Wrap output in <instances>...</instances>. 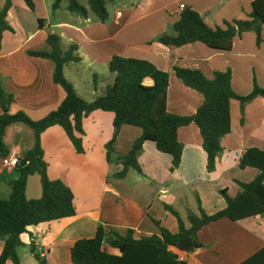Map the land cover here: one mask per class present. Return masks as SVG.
<instances>
[{
	"label": "crops",
	"instance_id": "1",
	"mask_svg": "<svg viewBox=\"0 0 264 264\" xmlns=\"http://www.w3.org/2000/svg\"><path fill=\"white\" fill-rule=\"evenodd\" d=\"M4 1L0 0V6ZM62 1L52 10V0H33L34 7L30 10L22 0H10L5 18L11 30L0 33V77L13 98L9 112L21 110L29 118L37 119L54 109L64 95L62 87L51 80V60L26 52L43 47L47 31L59 35L62 48L69 42L76 45L79 60L64 63L62 71L77 93L81 69L90 71L88 87L91 90L87 100L96 92H103L111 81L112 74L107 72L106 64L112 54L143 58L165 70L168 76L165 109L176 114L192 113L202 96L175 76L172 65L196 68L207 78L216 70L228 69L230 87L237 94L248 92L252 82L264 86V23L258 46L252 30L234 35L227 50L211 48L200 41L173 46L154 39L177 18L180 2L214 26L223 20L246 18L252 0H131L122 10L106 9L104 21L95 16L87 3L84 5L87 13L81 16L68 11L66 2ZM116 10L120 11L119 15L115 14ZM99 77L100 85L97 84ZM143 83L150 84L151 80L144 77ZM228 109L229 131L220 138L221 151L215 156L211 171L205 169V152L197 126L192 122L176 129L182 144L176 168L170 171L169 155L158 151L152 141L144 140L138 157L143 174L128 169L123 178L110 177L121 164L106 161L104 156L103 144L112 131L111 111L94 109L81 118V152L73 149L60 126L45 128L39 141L46 174L49 178H59L70 188L74 213L27 226L19 234L20 264H38L28 250L29 240L37 250L46 249L45 264H74L69 258V246L77 238L91 237L97 224L121 235L131 229L132 236L137 237L158 232L152 219L170 231L176 230L175 218L163 203L181 217L178 206L185 208L187 197L194 202L192 209L196 197L206 213L222 208L225 202L219 190L225 189L233 195L238 190L235 180L249 181L257 173L255 167L237 166L236 160L243 148L264 146V97L255 96L247 101L242 114L237 99L230 98ZM20 123L8 124L3 134L6 150L14 147L19 155L32 143L31 128ZM140 132L138 126L122 123L113 141L114 150L126 152ZM32 175L36 174L29 175L25 183L27 198L38 197L40 193L37 175L35 188H28ZM15 176L14 167L0 164V198L7 197L9 181ZM196 235L204 247L191 251L172 248L185 264H239L264 244V215L235 221L220 217L203 224ZM102 247L107 252L118 253L106 243ZM5 264L11 262L6 260Z\"/></svg>",
	"mask_w": 264,
	"mask_h": 264
},
{
	"label": "trees",
	"instance_id": "2",
	"mask_svg": "<svg viewBox=\"0 0 264 264\" xmlns=\"http://www.w3.org/2000/svg\"><path fill=\"white\" fill-rule=\"evenodd\" d=\"M22 1L27 8L33 10V0ZM60 1L52 0L51 9H55ZM65 2L68 11L86 15L85 6L77 0ZM86 3L99 20L104 21L107 18L104 0H86ZM9 5L10 0H5L0 6V33L5 29L11 30L5 18ZM37 21L39 24L41 18L38 17ZM262 23L263 0H252L246 18L223 20L220 25L214 26L208 25L197 11L184 6L168 29L157 34L154 39L161 44L173 46L200 41L208 47L227 50L231 47L234 35H239L244 30H252L255 45L258 46ZM75 50L76 45L72 42L62 48L59 35L52 31L46 32L43 47L26 50L29 55L51 60V80L64 91L58 105L40 118L31 119L21 110L9 112L12 93L5 89L0 77V156L7 151L3 134L8 124L21 122L32 130L31 146L19 155L14 166L16 176L9 181V193L7 197L0 198V264H5L6 260L11 264H20L17 247L22 245V241L19 234L26 231L27 226L74 213L70 188L59 178H49L46 174V163L39 141L40 133L45 128L51 125L60 126L73 149L81 152V118L94 109L111 111L112 131L103 144L104 156L106 161L121 164L120 169L112 172L110 177L123 178L128 169L143 174L138 157L144 140L152 141L158 151L169 155L170 171L176 168L182 147L177 139L176 129L192 122L197 126L200 145L205 152V169L211 171L215 156L221 151L220 138L229 131V99H237L242 114L247 101L255 96L264 97V86L255 82H252L251 88L245 94L235 93L230 87L228 69L216 70L207 78L196 68L172 65L175 76L202 96L201 102L192 113L176 114L165 109L168 83L165 70L143 58L112 54L106 64L107 71L112 74L111 81L105 85L103 93L85 100L66 80L62 71L64 63L79 60ZM144 77H148L151 83H143ZM122 123L136 125L141 132L126 152L117 153L113 148V141ZM236 163L240 168L255 167L257 173L249 181L235 180L238 190L233 195L227 194L225 189L219 190L225 202L222 208L206 213L196 197L195 208H187L183 218L174 208L163 203L164 208L175 218L176 230L170 231L160 225L158 220L152 219L158 232L137 237L132 236L131 229L121 235L97 224L91 237L77 238L69 246L70 261L74 264H185L184 259L179 258L172 248L191 251L204 247L205 244L196 235L203 224L220 217L235 221L247 216L264 215V146L243 148ZM31 174H36L39 182L40 193L35 198H27L24 194L26 179ZM103 243L115 247L118 253L107 252L102 247ZM28 250L38 264H45V248L39 251L33 241L29 240ZM239 264H264V244Z\"/></svg>",
	"mask_w": 264,
	"mask_h": 264
},
{
	"label": "rangeland",
	"instance_id": "3",
	"mask_svg": "<svg viewBox=\"0 0 264 264\" xmlns=\"http://www.w3.org/2000/svg\"><path fill=\"white\" fill-rule=\"evenodd\" d=\"M105 1V7L106 9L110 12L112 11V9L114 7H118V9L122 10L126 3L131 1V0H104ZM62 2H65V0H63ZM78 3H80L81 5H86V0H77ZM82 74L80 75V80L78 82V93L81 94V97H83L85 100H87L90 97V87H88V82H90V71L88 69H81ZM108 72V71H107ZM109 73V72H108ZM108 73H104V74H108ZM92 84V83H91ZM97 84L100 85V77L97 81ZM97 94H101L103 92H96ZM22 124V123H20ZM25 147V146H24ZM33 177H31L32 179H30L29 181V189L31 188H35L36 183V175H32ZM35 178V179H33ZM193 200L191 197H187L186 198V203L184 205L185 208L179 207L178 206V210L179 212L182 214V217L184 218V211L186 212L185 209L189 208L192 209V205H193ZM247 223V221L245 222ZM255 229V227H254Z\"/></svg>",
	"mask_w": 264,
	"mask_h": 264
},
{
	"label": "built area",
	"instance_id": "4",
	"mask_svg": "<svg viewBox=\"0 0 264 264\" xmlns=\"http://www.w3.org/2000/svg\"><path fill=\"white\" fill-rule=\"evenodd\" d=\"M177 7L181 9L184 7V4L180 2L177 4ZM119 13H120L119 10L115 11L116 15H119ZM18 157H19V153L17 149L14 147H11L5 152L4 155L0 156V164L6 167H14L17 162ZM178 257L181 258V256H178Z\"/></svg>",
	"mask_w": 264,
	"mask_h": 264
}]
</instances>
